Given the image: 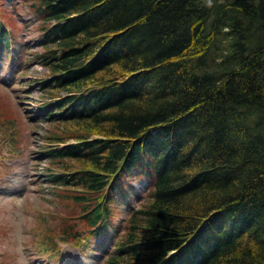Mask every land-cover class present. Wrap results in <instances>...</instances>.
Returning <instances> with one entry per match:
<instances>
[{
  "label": "trees",
  "instance_id": "1",
  "mask_svg": "<svg viewBox=\"0 0 264 264\" xmlns=\"http://www.w3.org/2000/svg\"><path fill=\"white\" fill-rule=\"evenodd\" d=\"M22 2L57 232L106 228L126 177L145 175L102 264H264V0ZM3 15L0 44L27 51Z\"/></svg>",
  "mask_w": 264,
  "mask_h": 264
},
{
  "label": "rangeland",
  "instance_id": "2",
  "mask_svg": "<svg viewBox=\"0 0 264 264\" xmlns=\"http://www.w3.org/2000/svg\"><path fill=\"white\" fill-rule=\"evenodd\" d=\"M1 1H3V4L0 5L2 14L4 11L13 18L14 23L18 26L14 34L21 40H23L22 34H24L26 43L29 45L28 53L31 52V47L35 45L33 37L37 34L34 25L29 22L25 23V20L31 18L32 21L33 16L27 11L22 0ZM21 53H18L20 55L16 56L14 63L24 67L28 58L22 61L23 54L21 55ZM12 57L9 54L0 60V79L4 80L3 83L0 81V106L4 109L0 110V119L5 120L9 116L13 118L10 121L16 123L14 130L18 137L22 138L18 144L21 145L22 153L16 160L18 165L11 171L10 176H7L2 160L6 158L4 155L7 154L8 148L0 139V183L6 176L9 179L0 187V264H48L49 261L46 259L51 260L55 257H48L47 253L50 251L47 250V244H53L54 240L61 236V232H57L61 223L57 214L63 213L61 211L63 209L57 202L55 193L51 191L50 185L44 181L43 173H40L46 163L38 160L34 162L41 151L38 143H40L44 125L33 120V111L40 94L35 89L31 91L33 85L27 83L29 78L33 79L34 76H39L44 69L29 62L28 70L12 76L8 72ZM4 123L6 122L4 121ZM1 129L5 134L9 132L2 125ZM34 165L38 168L35 174L30 175ZM137 183L139 184V182ZM137 183L133 179L132 184H135L136 187L134 189L137 192L143 191L141 198H145L147 189L144 191ZM140 199L134 198L131 203L124 200L118 205L112 202L110 208L114 224L111 233L113 237L116 236L117 227L126 219L128 209L135 208ZM80 228L83 226L78 225L74 229L80 230ZM62 236L69 238L65 234ZM92 241L96 242L93 239ZM96 248L95 245L90 247L91 250ZM61 249L62 252L55 254L58 260L55 264H59L60 259L63 264H77L81 260L82 264H102L104 258L103 252H96L98 255L94 256L92 250L83 260V254L70 243H64ZM93 257L97 258L94 260Z\"/></svg>",
  "mask_w": 264,
  "mask_h": 264
},
{
  "label": "bare ground",
  "instance_id": "3",
  "mask_svg": "<svg viewBox=\"0 0 264 264\" xmlns=\"http://www.w3.org/2000/svg\"><path fill=\"white\" fill-rule=\"evenodd\" d=\"M201 230H202V228L199 227L198 230H197V232H199V231H201ZM203 235H205V233H203Z\"/></svg>",
  "mask_w": 264,
  "mask_h": 264
}]
</instances>
